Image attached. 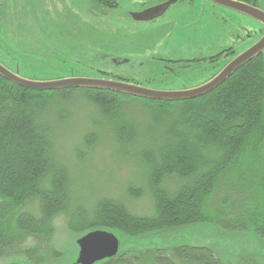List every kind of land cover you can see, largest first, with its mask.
<instances>
[{"label":"trees","instance_id":"1","mask_svg":"<svg viewBox=\"0 0 264 264\" xmlns=\"http://www.w3.org/2000/svg\"><path fill=\"white\" fill-rule=\"evenodd\" d=\"M245 1L258 5V0ZM77 92L108 119L101 135L87 136L84 144L95 147L109 133L125 147L146 142L148 148L133 153L154 201L151 216L134 215L112 197L73 202L74 165L54 157L52 133L39 119L58 94L68 100ZM123 98L139 99L87 89L32 91L0 77V254L14 248L25 256L15 258V264H46L43 253L21 246L34 238L40 252L49 251L55 220L62 215L77 235L103 230L123 239L126 250L97 264H222L209 248L138 249L133 243L196 223L212 222L229 231L255 229L264 238V52L204 97L142 99L155 106L146 107L148 127L125 123L118 114ZM73 162L82 164L75 157ZM127 192L137 199L146 190L129 186ZM34 204L35 213L26 211Z\"/></svg>","mask_w":264,"mask_h":264},{"label":"rangeland","instance_id":"2","mask_svg":"<svg viewBox=\"0 0 264 264\" xmlns=\"http://www.w3.org/2000/svg\"><path fill=\"white\" fill-rule=\"evenodd\" d=\"M132 1L135 0H117L118 8L112 10L103 7L105 4L113 6L112 0H0V62L31 81L101 75L99 77H114L117 81L150 89L175 91L203 85L218 69H210L212 66L205 63L174 78L165 74L168 65L159 57L210 58L218 52L224 55L230 49L241 54L260 38L251 35L258 27L252 19L227 9L208 7L206 22L195 27L198 29L196 41L182 47L177 37L166 41L156 27L160 21L155 24L135 22L134 16L128 13V9L132 10L129 4ZM201 30L206 40L198 43ZM182 38L187 40L186 32ZM112 58L119 63L114 64ZM58 95L50 102L48 110L42 112L39 122L44 127L49 126L54 157L61 163L67 161L70 166L74 165L75 170H71L73 202L89 203L99 195L112 197L122 201L134 215L151 216L155 211L154 201L143 167L135 162L137 155L133 153L138 148H148L146 142L139 139L125 147L109 133L97 146H87L84 139L101 135V125L107 124L108 119L97 115L82 92L73 93L68 100ZM121 101L118 114L125 123L149 126L151 118L146 107L154 105L142 99L123 98ZM74 157L82 160V164L74 163ZM129 186L144 189L146 193L141 198H130ZM32 206L26 211L35 213L36 206ZM54 225L49 251L40 252L41 246L38 247L39 242L34 238H28L21 250H38L47 257L46 264H76L78 240L83 235L70 230L63 215ZM166 233L165 237L156 233L133 243L138 249L204 247L211 249L222 264H253L254 260L264 264V238L255 229L229 231L209 222ZM123 245L120 239L122 251L126 250ZM14 250L2 251L0 264L25 257ZM53 250L61 256L56 258Z\"/></svg>","mask_w":264,"mask_h":264},{"label":"water","instance_id":"3","mask_svg":"<svg viewBox=\"0 0 264 264\" xmlns=\"http://www.w3.org/2000/svg\"><path fill=\"white\" fill-rule=\"evenodd\" d=\"M224 8L235 10L264 25V11L235 0H210ZM169 4L134 14L137 22H148L157 18ZM264 52V34L245 52L238 55L212 80L207 83L185 90H155L125 81H114L99 78H67L54 81H31L21 78L0 62V77L6 81L32 91L56 92L61 90H100L116 94L132 96L157 102H181L204 97L219 88L230 79L240 68L260 56ZM79 256L76 264H97L115 258L120 251V240L109 231L96 230L84 234L78 240ZM10 264H15L14 262Z\"/></svg>","mask_w":264,"mask_h":264},{"label":"flooded vegetation","instance_id":"4","mask_svg":"<svg viewBox=\"0 0 264 264\" xmlns=\"http://www.w3.org/2000/svg\"><path fill=\"white\" fill-rule=\"evenodd\" d=\"M235 1L248 4L250 6H253L255 8H258L264 11V0H258V5H255V3L253 2L251 3L246 2L245 0H235ZM112 2H114L113 6L105 4L103 5V7L105 9H111V8L112 10H114L115 8L117 9L118 8L117 0H112ZM129 4H132L131 5L132 10L128 9V13L129 15H133V16L136 13H142L149 9H153L159 6H164L166 4H169L168 7L165 9V11H163L159 16H157V18L152 19L151 21H148L146 23L155 24L160 21L161 23L157 24L156 27H158L159 32L162 34V36L166 37V41L171 42V40L174 37H177L179 39V44L182 45V47L186 43H188L189 45L191 42L196 41L195 34L198 31V29H196L195 27L199 25L200 23L202 24L206 22L205 14H206V10L208 9V7L227 9L210 0H142V1L135 0ZM227 10L236 12L235 10H232V9H227ZM239 14L244 17H248L241 13ZM133 20L137 22L134 19V17H133ZM253 21L257 23L258 27L257 29H255V31L251 35L255 37L260 36L259 38L260 40L264 34V25H262L260 22L256 20H253ZM176 27L177 29L174 30ZM203 30H204V24H203ZM203 30L200 31L201 38L199 37L198 43H202L206 40V35ZM184 32H186L188 35V38L186 41L184 40V38H182V34ZM238 55H240V53L236 54V51L230 49L229 52L224 55L218 52L217 54L211 56L210 58L201 57L197 59H189L187 57H182V56H178L177 59H174V58L171 59L170 57H159V58L161 62H166L165 65H168L166 66L168 71H166L165 74L168 76H174V78L179 75L189 73L191 69H196L198 67H201L205 63H209L212 66L210 67V69H215V70L218 69L208 80L210 81L213 78H215L226 67V65L230 63ZM112 61L116 65L119 63V61L113 58H112ZM99 76H95L94 78L108 79V78L99 77ZM113 78H109L108 80H114V81L118 80V79H113ZM208 81H206L205 83H207ZM195 87H198V86H195ZM185 89H192V87L191 88L184 87L183 89H180V90H185Z\"/></svg>","mask_w":264,"mask_h":264}]
</instances>
